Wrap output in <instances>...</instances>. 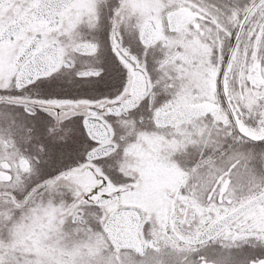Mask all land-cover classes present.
<instances>
[{
  "label": "snow or ice",
  "instance_id": "snow-or-ice-1",
  "mask_svg": "<svg viewBox=\"0 0 264 264\" xmlns=\"http://www.w3.org/2000/svg\"><path fill=\"white\" fill-rule=\"evenodd\" d=\"M0 264H264V0H0Z\"/></svg>",
  "mask_w": 264,
  "mask_h": 264
}]
</instances>
